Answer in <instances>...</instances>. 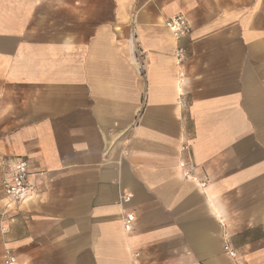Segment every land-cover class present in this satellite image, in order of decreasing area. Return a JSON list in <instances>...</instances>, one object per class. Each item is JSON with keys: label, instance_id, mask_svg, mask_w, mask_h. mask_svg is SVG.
Instances as JSON below:
<instances>
[{"label": "crops", "instance_id": "1", "mask_svg": "<svg viewBox=\"0 0 264 264\" xmlns=\"http://www.w3.org/2000/svg\"><path fill=\"white\" fill-rule=\"evenodd\" d=\"M16 159L0 264H264V0H0L1 176Z\"/></svg>", "mask_w": 264, "mask_h": 264}, {"label": "built area", "instance_id": "2", "mask_svg": "<svg viewBox=\"0 0 264 264\" xmlns=\"http://www.w3.org/2000/svg\"><path fill=\"white\" fill-rule=\"evenodd\" d=\"M166 24L176 39L187 37L192 33L190 23L183 15H176L169 18ZM137 53L139 58H143V60H145V53L142 49H138ZM138 72L141 76H145V63L138 64ZM189 149L188 144L182 147L183 152L188 153ZM188 166L187 162L181 161L180 167L183 170L185 178L192 179L193 175ZM29 175V163L25 159L14 160L9 172L2 176L0 175V191L3 193L7 201L18 204L29 199L32 191L29 184ZM202 186H205V184L203 183ZM131 200V195L123 194L121 196V201L123 203H130ZM136 220L137 218L134 213L126 214L124 227L127 232H131L133 230ZM226 250H229L228 246H226ZM230 254L234 258L237 256L235 252H230ZM136 256H139V254L137 253ZM4 258L5 264L16 263V258L13 257L9 251L5 252Z\"/></svg>", "mask_w": 264, "mask_h": 264}, {"label": "rangeland", "instance_id": "3", "mask_svg": "<svg viewBox=\"0 0 264 264\" xmlns=\"http://www.w3.org/2000/svg\"><path fill=\"white\" fill-rule=\"evenodd\" d=\"M4 256H5V253H4ZM4 256L2 258L3 264H5V258H4Z\"/></svg>", "mask_w": 264, "mask_h": 264}]
</instances>
